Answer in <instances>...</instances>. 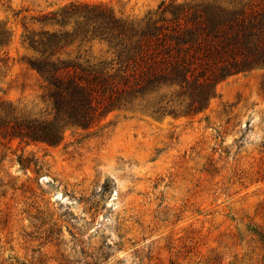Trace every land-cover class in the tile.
I'll return each instance as SVG.
<instances>
[{
    "label": "rangeland",
    "instance_id": "rangeland-1",
    "mask_svg": "<svg viewBox=\"0 0 264 264\" xmlns=\"http://www.w3.org/2000/svg\"><path fill=\"white\" fill-rule=\"evenodd\" d=\"M163 1L0 0V98L25 115L48 109L24 40L75 22L43 16L94 4L141 21ZM66 40L64 58H113L82 30ZM263 77L226 78L202 112L115 109L58 145L0 135V264H264Z\"/></svg>",
    "mask_w": 264,
    "mask_h": 264
},
{
    "label": "trees",
    "instance_id": "trees-1",
    "mask_svg": "<svg viewBox=\"0 0 264 264\" xmlns=\"http://www.w3.org/2000/svg\"><path fill=\"white\" fill-rule=\"evenodd\" d=\"M68 19L72 33L26 35L39 54L28 64L46 82L48 109L25 115L0 98L1 136L52 146L66 129L91 128L115 109L157 117L202 112L223 80L264 68V0L163 1L141 21L118 18L102 5L73 4L41 21L62 26ZM81 30L106 44L110 62L62 56L75 41L66 39ZM261 84L264 90V77Z\"/></svg>",
    "mask_w": 264,
    "mask_h": 264
}]
</instances>
